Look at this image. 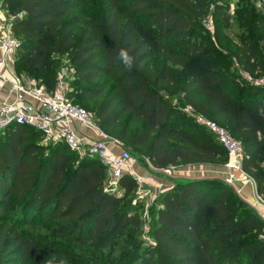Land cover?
<instances>
[{
	"label": "trees",
	"instance_id": "trees-1",
	"mask_svg": "<svg viewBox=\"0 0 264 264\" xmlns=\"http://www.w3.org/2000/svg\"><path fill=\"white\" fill-rule=\"evenodd\" d=\"M88 2L0 0L19 41L16 75L52 91L54 57L67 54L69 99L89 107L110 139L155 170L224 165L215 136L176 110V98L241 143L242 169L263 195L264 89L232 69L231 58L217 50L222 42L203 27L205 21L216 32L228 27L229 7L221 0H103L96 19L74 16ZM255 2L238 0L234 10L243 31L234 61L252 77L264 73V6ZM142 33L163 50V66ZM195 34H202L198 42ZM121 49L134 58L131 69L120 61ZM106 175L99 159L79 160L63 144L43 146L29 126L0 131V264L65 263L64 250L38 243L26 228L50 229L94 252L125 237L121 255L106 264H264V221L221 179L196 175L163 192L150 211L152 243L143 246L142 220L131 206L136 179L118 180L119 197L106 188Z\"/></svg>",
	"mask_w": 264,
	"mask_h": 264
},
{
	"label": "built area",
	"instance_id": "built-area-1",
	"mask_svg": "<svg viewBox=\"0 0 264 264\" xmlns=\"http://www.w3.org/2000/svg\"><path fill=\"white\" fill-rule=\"evenodd\" d=\"M11 20L3 21L0 26V82L2 84H7V81L1 71L8 63L13 64L19 47V41L12 36L10 30ZM65 77V72L61 71L56 79L54 90L48 91L44 86H39L32 80L26 81L14 72V83L11 88L16 92L17 97L11 103L0 102V131L11 125L29 126L41 133L43 146L63 144L71 152L86 155L89 158H97L105 166L108 178L118 182L129 168L130 153L123 150L120 143L103 133L91 120L86 109L69 99L67 78ZM250 77L248 75L249 81H251ZM255 84L264 86V73L256 80ZM185 110L198 125L213 134L222 146L226 154V162L223 165L225 172L221 180L229 186L237 181L238 176L247 180L248 176L242 169L241 143L216 122L192 114L190 109ZM74 123L80 124L90 131L92 137L78 135L73 130L72 124ZM110 145L120 148V152L114 154L109 148ZM174 169V167H170L160 171L170 174ZM189 170L185 169L181 172H185L187 176H196ZM252 207L259 210L261 218L264 220V194L255 195ZM260 237L264 241V232Z\"/></svg>",
	"mask_w": 264,
	"mask_h": 264
},
{
	"label": "rangeland",
	"instance_id": "rangeland-1",
	"mask_svg": "<svg viewBox=\"0 0 264 264\" xmlns=\"http://www.w3.org/2000/svg\"><path fill=\"white\" fill-rule=\"evenodd\" d=\"M102 1L103 0H89L85 8L83 10L76 11L74 13V16L82 14L83 17L87 20L96 19L101 9ZM221 1L225 3L226 6L229 7L230 16L233 18V21L231 22V24L226 28L218 29L217 32H216V29H214V26L212 24H209V22H206V21L203 22V27L205 31L208 32V36L211 39H213L215 42L217 40H220L222 42L221 44L217 45V48H218L217 50L222 52V55H224L225 57L231 58L232 63H233L232 69L236 70V72L239 74L240 77L250 82L252 85H256L264 89V86L255 84L256 80L259 79L262 75L256 76V77L251 76L250 77L251 81H249L248 74L243 72L234 61L235 59L234 55L238 48L240 38L241 36H243V31L241 30L240 26L236 23V11H234L238 0H221ZM251 1L255 2V0H251ZM255 3L257 5V9H260L262 6H264V3L261 1H256ZM141 37L146 41L148 48L151 50L155 64L158 66H163L165 64L163 50L157 47L156 42L153 40V38L149 34L142 33ZM201 37H202V34H195L193 36V40L198 42ZM54 60L59 63V69H58L59 73L61 71L65 72V75H66L65 78H68V76L70 75L71 67L69 65V59H68L67 54L60 56V57L55 56ZM181 72L184 73L186 72V70L183 69L181 70ZM21 78H23L26 81H31V79H29L24 73H22ZM172 103L175 106L176 110H178L179 112H183L184 114L190 116L189 113L185 109H182L181 105L177 103L176 98L172 99ZM87 111L89 112L91 116V120L93 121V114L89 107L87 108ZM121 148L130 153V158H131L130 160H133L137 164L141 163L139 164L140 167H142V164H143V165L148 166L149 168L150 163L145 156L141 155L138 152H131L123 145ZM78 159L80 160V159H93V158H89L86 155L78 154ZM185 169H188V168L187 167H175V169L170 174H166L164 172H159V174L169 179L171 178V179L176 180V181H173L175 184L176 182H180L183 179V177L178 178L176 174ZM131 176L135 177L133 174ZM136 181H137L138 187H137L136 196L134 200L132 201L131 206L132 208H134V206L137 207L136 212L141 217V220H142V229H141L142 231L137 240L143 246H147L152 243V240L149 236L150 226H151L150 211L158 207L157 200L159 196L163 194V192H165L166 190L162 191L161 193H157V194L154 193L153 195H150V197H146V191L143 187L144 184L140 182L139 179H136ZM105 184H106V188H109L110 191L115 192L117 196L121 197L123 195V192L117 191L118 190L117 182L110 180L107 175L105 179ZM24 232H26L29 236L34 238L38 243L42 245H45L51 248H57V249L64 250L67 253L68 258L63 264H106V263H110L114 258H118L121 255V252L123 250V241L125 238V237L119 238L109 249L105 251L94 252L86 248L76 247L71 242L65 239H60L56 237L50 229L26 228L24 229Z\"/></svg>",
	"mask_w": 264,
	"mask_h": 264
},
{
	"label": "crops",
	"instance_id": "crops-1",
	"mask_svg": "<svg viewBox=\"0 0 264 264\" xmlns=\"http://www.w3.org/2000/svg\"><path fill=\"white\" fill-rule=\"evenodd\" d=\"M10 19L6 15L5 11L0 8V26L3 21H9ZM1 55V53H0ZM14 66L12 63H8L5 68L2 69L1 73L5 77L7 84H2L0 82V102H8L11 103L15 101L17 94L16 92L11 88V86L14 83L13 80V73H14ZM30 101V100H28ZM31 102V101H30ZM73 130L80 136H86V137H92V134L90 131H88L86 128L81 126L80 124L74 123L72 124ZM110 150L114 154H118L120 152V148H117L115 146L110 145ZM141 164V163H139ZM136 162L133 160H130L127 169L126 174H133L136 179H139L140 182L144 184V189L146 191V197H150V195H153L154 193H161L162 191L168 190L171 188L174 184L173 181H176L174 179H169L165 176H162L159 174V172H162L160 170H154L150 169L152 168L151 165L146 166L142 164V167L139 166ZM177 167H187L190 173H195V175L203 176V177H210V178H218L222 179V175L224 174L225 170L222 166H177ZM175 168V166H174ZM178 178L183 177V181L187 178H192V176H187V174L184 173H177L176 174ZM235 193L239 196V198L245 202L255 213L256 215L261 219V215L259 210H256L252 207V204L255 199V195L258 194L256 190V186L252 179L248 176V179H244L243 177L238 176L237 181L231 186ZM264 221V220H263Z\"/></svg>",
	"mask_w": 264,
	"mask_h": 264
},
{
	"label": "clouds",
	"instance_id": "clouds-1",
	"mask_svg": "<svg viewBox=\"0 0 264 264\" xmlns=\"http://www.w3.org/2000/svg\"><path fill=\"white\" fill-rule=\"evenodd\" d=\"M118 55L120 61L126 68L131 69L133 67L134 58L129 54L127 50L121 49ZM49 264H51V262H49Z\"/></svg>",
	"mask_w": 264,
	"mask_h": 264
}]
</instances>
